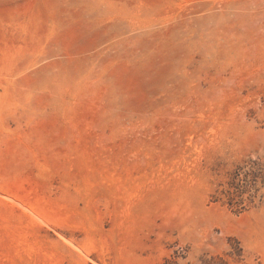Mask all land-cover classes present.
<instances>
[{"label": "rangeland", "instance_id": "rangeland-1", "mask_svg": "<svg viewBox=\"0 0 264 264\" xmlns=\"http://www.w3.org/2000/svg\"><path fill=\"white\" fill-rule=\"evenodd\" d=\"M0 264H264V0H0Z\"/></svg>", "mask_w": 264, "mask_h": 264}]
</instances>
